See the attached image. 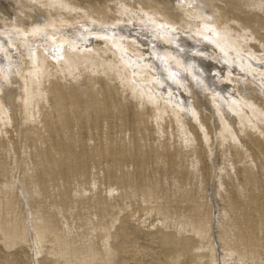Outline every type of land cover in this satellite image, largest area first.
<instances>
[{"label":"rangeland","instance_id":"1","mask_svg":"<svg viewBox=\"0 0 264 264\" xmlns=\"http://www.w3.org/2000/svg\"><path fill=\"white\" fill-rule=\"evenodd\" d=\"M0 1V8L3 5V10L0 9V28L3 26L0 40L5 51L0 52V62L9 64L7 72L13 78V67L6 60V55L11 53V60L13 57L14 62L18 58L16 65L25 73L23 79L16 74L17 81L21 83L17 82V86L9 90L13 93L10 100L4 98L7 84L5 80H0L3 81V92L0 91V114L3 115H0V264H264L262 115L257 120L250 115L255 124L244 121L245 124L240 125L236 115L226 108L230 117H236L230 124L237 128V136L235 138L222 131L227 137H221L217 132L222 128V116L214 109L216 106L212 97L207 95L210 98L205 101L208 107L204 110L207 124L203 123L202 115L198 121L191 115L185 126L189 130L186 135L169 108V112L159 114L154 103L132 94L125 79L129 68L122 64L117 54V43L114 47L108 44L114 56L108 51L109 54L104 55L107 58L102 59L95 51L84 53L73 48L82 55L77 57L73 52L72 60H62L63 69L58 67L56 61L53 63L52 59L47 58L53 65L48 67L47 72L39 71L36 75L29 61L31 57L24 56L21 49H14V44L9 43L1 32H13L14 29L23 32L22 36L26 39L33 40L38 34L40 37L53 28L49 29L50 25H46V28L38 27L37 30L35 26L38 22H51L48 12L54 13L55 10L46 8L36 0ZM75 1L69 2L88 7V10L93 7V10L102 9L110 21H101V25L111 27H121L123 24L117 19L120 2L130 3L133 10L139 8L138 0ZM139 1L148 10L153 5L161 17L167 15L165 18H170L172 15L173 20L184 17V7L177 5L182 0ZM156 1L159 3L155 4ZM185 1L190 9L204 16L201 22L191 16L195 23L192 26H197L192 27L196 33H201L198 28L204 22L212 27L209 34L218 32L222 43L234 47L223 29L216 31L213 25L215 18L222 22L225 17L223 26L230 25V32L234 34L237 44L243 45L245 52L255 49L254 52L258 50V54L264 53L263 5V8L250 5L248 0ZM77 9L71 10L70 14L81 11ZM210 9H213V13ZM19 11L21 15L17 14ZM136 11L141 19L134 16V27H138L136 25L145 18L140 10ZM260 13L263 18H260ZM72 15H67L69 21H61L65 28H56L59 34L79 26V21H95L87 18L86 21L80 20L75 14ZM121 17L127 21V16L122 14ZM70 18H74L75 22ZM14 24L19 30L14 28ZM183 29L190 32L191 28ZM24 30H27L26 33ZM191 34L200 40L202 47L220 52L215 44H207L209 40L202 35ZM45 37L44 41L49 40L47 35ZM96 40L91 35L86 44L93 45ZM39 43L34 45L40 47ZM188 43L196 44L195 41ZM39 47L33 50L35 58H38L41 50ZM135 47L144 52L147 49L139 44ZM65 48L67 50L68 46ZM131 50L121 51L133 57ZM227 50L234 54L233 50ZM144 56L142 59H148V54L147 58ZM135 61L142 63L140 58ZM206 63H212L210 71L215 67L219 75L225 73L224 62L220 65L206 59ZM171 65L177 67L172 62ZM131 68L134 70L137 66L132 64ZM175 69L179 70V67ZM48 71L52 76H48ZM211 78L218 85L222 83L220 87L229 84L219 81L217 76ZM0 79L3 78L0 76ZM32 79L34 82L30 84L28 81ZM134 79H137L138 89L142 86L149 93H155V87L159 88L152 82L144 81L143 75ZM182 83L178 81L177 87L180 88L174 94L179 92L180 98L187 102L190 97L182 90ZM31 85L35 91L30 94ZM160 88L164 92V88ZM229 88L223 86V90ZM21 97H27V100ZM171 98L181 103L178 96ZM3 109L5 113L1 112ZM199 122L208 131L209 141L204 140ZM20 127H24V130Z\"/></svg>","mask_w":264,"mask_h":264},{"label":"bare ground","instance_id":"2","mask_svg":"<svg viewBox=\"0 0 264 264\" xmlns=\"http://www.w3.org/2000/svg\"><path fill=\"white\" fill-rule=\"evenodd\" d=\"M36 1L41 3L43 6H46V8L50 7V9H52V10L54 9L55 12L57 10L56 13L55 12L51 13L52 11L51 12L49 11L50 13L48 12V16H49V19H50L51 22H49V23L47 22L46 23V22H44L45 19L43 18V22L46 23V24H44L42 22L41 23L38 22L37 23V27L35 26V28L37 30H38V27L42 28V29L46 28V25H50V26H48L49 29H50V27H53L51 30H46V32H45V35H47V37H49V40L44 41V39L46 37L43 34H41L40 37H39V34H38L36 36V38L34 37L33 40L32 39H26L24 36H22L23 32L21 33L20 31L18 32L16 30V29H18L17 25L19 26V24H20L18 22H14V23H18L17 25L14 24L15 25L14 28H16L15 29L16 31H14V29L12 28L13 32H11V31L10 32H6V33L1 32L2 35H4L5 37H7L9 39V43L14 44V49H16V50H20L21 49L24 52V54H23L24 56H30L31 57L29 61L33 64V68H34L33 72L35 71L36 75H37V73L39 71L47 72L48 67L52 64V63H50L51 61L50 62L47 61V58H48V60L52 59L53 63H54V61H56L58 63V67L60 69H63V66L61 64L62 60L63 61L72 60L73 52L76 53L75 55L77 57H80L82 55L81 53L77 54V50L73 49V48H77L79 52H84V53L95 51L96 52L95 54L100 56L101 59H102V58H107V57H104V55L106 53L109 54V52L111 51V49L108 47V44L114 47L115 44L117 43V45H116L117 46V50H118L117 54H119V57H120V60L122 61V64L126 68H129V71L127 70L129 72V74H125L126 75L125 79L127 81L128 88L131 90L132 94H135L136 96L138 95L137 97L141 96L142 99L147 98L148 102L154 103V106H155L154 108H155V110H157V112L159 114L160 113H164V112H169V111H167V109L169 108L175 114V116L177 117V120L181 124V126H183V128L186 130V131L183 130L184 134H186L189 131V130L187 131V129H186L188 127L185 128V126H186V123H189L188 119H190L192 117H193V119H195V121H198L200 119L199 117H201V115H202L201 118H202L203 123L207 124V121L205 119L206 117H204L205 116L204 115L205 114L204 110H205V108L207 109L208 107L205 105V101L207 99H210L211 97H212L213 103H215L214 106H216L214 109L222 116V117L220 116L221 117L222 128H220L219 132H217V133L220 134L221 137H224V138L227 137L226 135H223L225 133H223L222 131H225L227 134H229V135L231 134V135L235 136V138H236V136H237L236 129L237 128L235 129V127L232 126L233 124L232 125L230 124V122L234 121L235 120L234 118H236V117L238 119V122L241 123L240 125H244L245 124L244 121L253 122V120H251V118H250L251 116L255 117L256 120H257L258 116L262 115L264 117V96H263L264 95V53L262 52V55L258 54V53H256L258 50H256V52H254L255 49H252L253 51L250 49L249 52H245L244 48H243V45L240 46L241 44H237V41L235 39L234 34H232L230 32L231 31L229 29L230 25L227 26V27H226L227 24L225 26H223L222 22L224 21L225 17H224L222 22L221 21H217L216 18L214 20L212 19L214 21L213 25H215L214 28L216 29V31L219 28L223 29L222 31L228 36L231 44L234 45V47H232V48H230V46H227L226 44H224V42L223 43L221 42L220 36L217 35L218 32L216 34L214 32H211V34H209V30H211L209 28H212V27L209 26V25H206L204 22L201 23V26L198 28V29L201 30V33H203V34H201L200 32L196 33L195 30H193L192 27H197V26H192V25H195V23L191 20V18L195 17V18H197V20H199L201 22V21H204V18H203L204 16L203 15H199V13L196 12L197 10H192L193 8L190 9L191 7L189 8V4L185 0L184 1L182 0V2H179V3L175 2V3H177V5L180 4V6L184 7V9L183 8L182 9L185 11L184 12V17L183 16H182L183 18L179 17L178 20H175V19L173 20V18L171 19L172 15H170V18H165V16L167 17V15H164V17H161L159 15V12H158L157 8H153V5H152V8H150V10H148V9L144 8L143 5H140L139 4L140 1L138 0L139 8L136 9V10H140V12L145 15L144 20L140 21V23H139L140 26L138 24L136 25L138 27H134V24H133L134 23L133 22L134 16H136V18H138L139 20L141 19V17L139 16V13H137L136 10H133V8H131L129 2H128L129 5H127L125 2H120V6L118 7V10H117L118 13H119V17L117 19L120 22H123V24H121V27H118L116 25H115V27H114V25H112V27H111V25L110 26L101 25L102 24L101 21H105V22L106 21H110L109 16L107 14H105L104 11H102V9H98L97 8V10L96 9L93 10L94 9V7H93L92 10H88L87 9L88 7H87L86 3H84V4H85V6L87 8L79 6V5H74L75 3L72 4L73 0H72V3L69 2L70 0L69 1L68 0H36ZM126 1H128V0H126ZM197 1L199 3L202 2V0H197ZM235 1H237V0H235ZM22 2H21L20 5H22ZM131 2H133V1H131ZM159 2H160V0H159ZM159 2L156 1L155 4H157ZM237 2H239V1H237ZM248 2H249L250 5L254 4V5H259V6L263 5L264 6V0H251V3L248 0ZM248 2H247V4H248ZM145 3H147V2L145 1ZM163 3H164V1H163ZM0 4H1V1H0ZM7 4H8V2H7ZM18 4H19V2H18ZM87 4H89V2H87ZM104 4H106V3H104ZM116 4H117V2H116ZM149 4H150V2H149ZM245 4H246V2H245ZM133 5H132V7H133ZM211 5H212V3H211ZM35 6L37 7V5H35ZM89 6H91V5H89ZM202 6H203V4H202ZM263 6H262V8H263ZM2 7H3V5H2ZM17 7L18 6H16V8ZM99 7L101 8V6H99ZM128 7H130V8L127 11L126 9ZM148 7H150V6L148 5ZM198 7H199V5H198ZM216 7H217V5H216ZM76 8L81 10V11H76L74 13L75 17L77 19H80V20L84 19L85 20V18H87L89 20H95L96 22L95 21H94L95 23L92 22V21H88L87 22L85 20L86 22L83 21L82 23H80V21H79V23L77 22L79 24V26L71 27L72 25H70L68 27H71V28L66 29L65 32L62 31L61 32L62 34H59L60 32L56 31V30H58L59 27H62V26H63V28H65L64 25H62L61 21H64L63 19H65L66 21L67 20L69 21V18L67 17V15H72V14H70L71 13L70 11L71 10L75 11ZM106 8L109 11H112L111 8L108 7V5H106ZM176 8H178V7H176ZM236 8H237V6H236ZM13 9H15V7H13ZM253 9L254 8H252L251 10H253ZM2 10H3V8H2ZM61 10H64L65 12H63ZM210 10L209 11L212 12L213 9H210ZM217 10H218V8H217ZM44 11L45 10H43V12ZM200 11H201V9H200ZM18 13H20V11L17 12V14ZM35 13H36V11H35ZM40 13H42V12H40ZM45 13H47V12H45ZM65 14H67V15H65ZM74 14L72 16H74ZM122 14L127 16V21L122 19V17H121ZM172 14H174L173 11H172ZM19 15H21V13ZM109 15H110V13H109ZM207 15L211 16L208 13H207ZM254 15H252V16H254ZM43 16H45V15H43ZM72 16H70V17H72ZM112 16H110V17L112 18ZM175 16H173V17H175ZM218 16H219V14H218ZM10 17H12V16H10ZM13 17L15 19V15ZM222 17H223V15H222ZM261 17H262V14H261L260 18ZM211 18H214V17H211ZM10 19H9V21H10ZM70 19H72V18H70ZM188 19H189V21H187ZM113 20H111V21H113ZM73 21H72V23L75 22V21L74 22ZM58 22H60V23H58ZM57 23H58V25H57ZM65 23H67V22H65ZM106 23H108V22H106ZM235 23H237V22L235 21ZM3 24H1V25H3ZM11 24H12V22H11ZM29 24H30V22H29ZM68 24H69V22H68ZM92 24H94V25H92ZM111 24H113V22ZM114 24H116V23L114 22ZM117 24L120 25L118 22H117ZM1 27L3 28V26H1ZM184 27L191 28L190 29L191 33L200 34V35H202L204 37V39L209 40V42L207 44H209L210 42L215 44L217 46V49L220 52H218V51L216 52L215 49L212 50L210 48L206 49L207 47H202L201 46L202 43L200 42V40L195 39L196 37H194L190 32H185L184 29H183ZM2 28H0V29H2ZM29 28H30V26H29ZM56 28H58V29H56ZM232 29H234L233 26H232ZM30 30H32V29H30ZM60 30H61V28H60ZM241 30L243 31V29H241ZM26 31L24 30L25 33H26ZM170 31H172V32H170ZM37 33H39V32H36V34ZM27 34H29V33L27 32ZM33 34H35V31H34ZM48 34H49V36H48ZM91 35H93V37L97 38V40L94 42L93 45H88V43L86 44V42H88V39L91 37ZM137 36L139 38H137ZM238 36H239V34H238ZM221 38H223V37H221ZM252 38H254V37L252 36ZM224 40H225V36H224ZM189 41H191V42L195 41L196 44L195 45H190L188 43ZM36 42L37 43L41 42V44L39 43L41 46L40 47L38 46L39 50L41 49L39 54H37L38 58H35L33 56V55H35L33 50L38 48L37 46L34 45V44H36ZM258 42H260V40ZM52 43H55V45H53ZM138 44L139 45H144L145 47H147V49L145 50L146 52H144L143 50L141 51L138 47H135ZM231 44L229 43V45H231ZM64 45L68 46L67 50H66ZM205 46H206V44H205ZM227 49L233 50L234 54L231 53L230 51L228 52ZM121 50H125V51L126 50H131L133 52V57H129V55H128L129 53L128 52H126L128 56L125 55V51H121ZM0 52H4L5 53V51L3 50V45L1 44V40H0ZM7 53H9V52H7ZM145 53L148 54V59H146V60L142 59V57L144 55H145L144 58L146 57L147 54H145ZM110 54H112L114 56L115 53L114 52H110ZM10 55H11V53H10ZM10 55H8V54L6 55V60L8 59V61L10 62V65H12V67H13V69H12L13 78L7 72L9 64L7 65L6 63L3 62L4 63V65H3L2 61L0 62V76H1V78H3V79H0V80H3V81L5 80V83L7 84V86L5 85L6 88H5L4 92H3L2 88H1V86H2L1 82H3V81H1L0 82V91L3 92L4 98H7L9 100L13 98V96H12L13 93H12V91H9V90H12L13 87L15 88L17 86V82L21 83V82L17 81V77L21 75V78H22V77H24L23 74H25L23 72L24 69H22L20 66L16 65V61H18V58H16V60L14 59L15 61L13 62L12 61L13 57H12V60H11V56ZM164 56L168 57V58H164ZM59 57H60V59H59ZM205 57H206V59H210V60L212 59V61L214 60L215 62L220 63V65H222L221 64L222 62H224L223 64H225V67H224L225 68V73H221L223 75H219L218 74L219 70L216 69L215 67L214 68H210L211 69V71H210L209 67L212 65V63L210 65L207 64ZM136 58H140L142 63L138 64L135 61ZM25 60H26V58H25ZM107 61H110V60H107ZM30 62H28V63H30ZM171 62L174 63V65H176L177 67H179L180 71L175 69L177 67L174 68L171 65ZM132 64L133 65L135 64V66H137V68H139L140 73H139V71H136L137 68L132 70V68L134 67L133 66L131 68ZM18 65H20V64H18ZM180 68L183 69L184 71L181 70ZM220 69H223V68H220ZM212 71H213L214 74H212ZM14 73H15V76H14ZM121 73H123V72H121ZM16 74H17V77H16ZM50 74L51 73L49 72L48 76ZM142 75L144 77V79H143L144 81L146 80L147 82L148 81L152 82V84L158 85L159 88L160 87L164 88V92H161L159 90V88H157V87H155V93L152 92V91H150V93L147 90L145 91L144 87H142V86L139 87L140 89H138L139 85L138 86L136 85L135 80H137V79H134V77L137 76L139 78ZM50 76H52V75H50ZM211 76L212 77L213 76H217L218 77L217 79L219 81H221V82H224V83L225 82L226 83L229 82L228 85L226 84V86L225 85H223V86L227 87V88L231 87L229 89H231L232 92H229L230 91L229 89L228 90H223V86H221V87L219 86L222 83H220L218 85V83L212 82ZM54 77H55V75H54ZM43 78H44V76H43ZM116 79H117V77H116ZM176 79L178 81H182L183 82L182 84H180V86H181V88H182V90L184 92L188 93V96L190 97L189 101L184 102L183 101L184 99L182 100L180 98L181 96H180L179 92H178V94H174V91L177 92L178 91V87H179V86L177 87L178 81L176 82ZM28 82H30V84H31L34 81L32 79V80H30ZM128 82H130V83H128ZM21 85L23 87V84H21ZM121 85H123V84H121ZM156 85H154V86H156ZM25 87H27V86H25ZM212 88H214V89H212ZM34 89H35V87L31 85L30 94L32 92L34 93V91H35ZM16 90H17V88H16ZM19 91H17V93ZM124 91H126V90H124ZM179 91H180V89H179ZM252 92H256L258 95L256 96ZM156 93H158V94L156 95ZM207 95H210V98H207ZM174 96H178L180 98V100H181V103H178V102L174 101V98H171V97H174ZM21 98H24V97H21ZM26 98L27 97H25L24 99L27 100ZM30 98H32V97H30ZM19 100H20V98H19ZM0 103H1V101H0ZM210 103L212 104V102H210ZM143 104H146V103H143ZM148 105H149V103H148ZM226 108L229 109V111L232 114H235L236 117H230L231 114L228 111L226 112ZM211 109H212V107H211ZM25 110H26V112H28L27 108ZM1 112L5 113V110L3 109V110H1ZM22 113H24V112H22ZM22 113H20V114H22ZM0 115H1V117L3 116L2 114H0ZM26 115H27V113H26ZM191 115H192V117H191ZM8 117H9V115H8ZM159 117H161V116L159 115ZM216 118H217V116H216ZM8 121H9V118H8ZM258 122H260L259 119H258ZM9 124H11V123H9ZM197 124H198V122H197ZM199 126H200V128L202 127V129H203V134H204V138H205L204 140H208V138H209L208 136L209 135H208V131H206L204 129L205 126L203 124H201V122H199ZM23 128L24 127H22V128L20 127V129H23ZM27 128L28 127H26L25 130ZM211 130H212V128H211ZM214 137L216 138V136H214ZM197 143L200 145V142L197 141ZM206 143H208V142H206ZM212 143L213 142H211V144ZM208 145H210V144H208Z\"/></svg>","mask_w":264,"mask_h":264}]
</instances>
